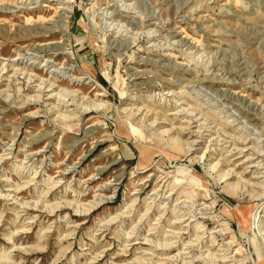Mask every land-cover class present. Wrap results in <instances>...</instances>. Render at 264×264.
Segmentation results:
<instances>
[{"label":"rangeland","instance_id":"374dc122","mask_svg":"<svg viewBox=\"0 0 264 264\" xmlns=\"http://www.w3.org/2000/svg\"><path fill=\"white\" fill-rule=\"evenodd\" d=\"M0 70V264H264V0H0Z\"/></svg>","mask_w":264,"mask_h":264},{"label":"bare ground","instance_id":"6f19581e","mask_svg":"<svg viewBox=\"0 0 264 264\" xmlns=\"http://www.w3.org/2000/svg\"><path fill=\"white\" fill-rule=\"evenodd\" d=\"M60 10H63V8H60ZM2 70H4V67H2L1 68ZM0 72H1V70H0ZM29 89H31V87L29 88ZM37 97H40V96H34L33 97V101H34V99H36L37 100ZM35 100V101H36ZM94 105V104H93ZM167 131L168 130H164L163 131V133H167ZM162 133V134H163ZM191 134H194V133H191ZM189 135V134H188ZM172 143H173V145H175L176 147H179V148H181L182 146H181V143L179 142V140L178 139H174V140H172ZM192 144H194L193 142H192ZM174 147V146H173ZM177 151V150H176ZM182 151L184 152V153H189V151L190 150H183L182 149ZM218 165V164H217ZM216 167V165L215 164H213V166H211L210 168H215ZM211 169V170H212ZM214 170V169H213ZM221 176H223V174L221 175ZM221 178H228L229 180L230 179H232V178H230V174H224V176L223 177H221ZM227 181V180H226ZM225 181V182H226ZM241 184V183H240ZM239 183H230L229 181L227 182V184H226V191H227V193H229L231 196H233V197H237V196H239V191H242V188H240L239 187V185H240ZM244 190V189H243ZM241 194V193H240Z\"/></svg>","mask_w":264,"mask_h":264}]
</instances>
